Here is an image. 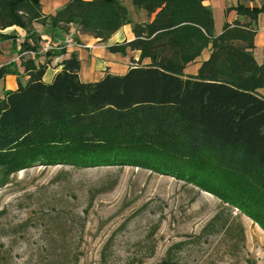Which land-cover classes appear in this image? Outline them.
<instances>
[{"label":"trees","instance_id":"1","mask_svg":"<svg viewBox=\"0 0 264 264\" xmlns=\"http://www.w3.org/2000/svg\"><path fill=\"white\" fill-rule=\"evenodd\" d=\"M41 1L0 0V31L25 32L18 54L38 55L40 38L31 27L46 23ZM129 1L153 19L133 23L132 41L106 49L139 51V59L149 64L82 83L71 54L44 84V66L27 60L26 84L0 98L4 177L37 165L137 167L194 185L236 208L264 233V49L259 65L252 56L253 24L264 4L227 9L247 21H234L212 36L211 12L202 5L207 0ZM130 23L118 0H68L49 19L53 28L65 32L76 25L101 41ZM8 39L14 37L0 33L1 41ZM203 49L209 51L207 60L194 77L183 78V68ZM13 67L2 66L0 80ZM189 131L207 134L214 146Z\"/></svg>","mask_w":264,"mask_h":264},{"label":"rangeland","instance_id":"2","mask_svg":"<svg viewBox=\"0 0 264 264\" xmlns=\"http://www.w3.org/2000/svg\"><path fill=\"white\" fill-rule=\"evenodd\" d=\"M221 1L206 7L212 36L235 16L227 9L264 4ZM118 2L127 19L143 18L128 0ZM258 17L262 27L264 12ZM69 28L78 31L71 33L74 39L93 37ZM257 54L262 59V51ZM165 115L171 119L170 111ZM189 133L214 146L207 134ZM167 258L170 264H264V233L194 185L137 167L37 165L7 178L0 169V264H158Z\"/></svg>","mask_w":264,"mask_h":264},{"label":"crops","instance_id":"3","mask_svg":"<svg viewBox=\"0 0 264 264\" xmlns=\"http://www.w3.org/2000/svg\"><path fill=\"white\" fill-rule=\"evenodd\" d=\"M67 2L68 0H43L40 2L41 14L47 17V20L43 26H40V24H35L34 31L40 38L38 43L37 57H34L30 52L18 54L19 44L25 36V32L23 30L16 27H11L4 31H0L1 34H7L14 37V39L0 40V68L9 64L14 66L12 68V74L7 75L0 80V98H3L4 92L16 90L17 84H26L28 75L24 71V63L27 60H32L35 66H44V71L41 76V82L44 84H49L52 81L54 75L61 70L63 62L66 61L71 54H74L79 62V70L77 75L79 81L82 83L97 82L104 75L121 76L127 71L128 68L132 66H146L149 64V59H139V51L126 48L124 53H110L106 49L108 46L132 41L134 39L132 34L133 23L147 24L153 19V15L147 16L144 11L135 8L131 3L132 9H135L139 15L143 13L142 16L144 19L142 18L139 21H132L129 18V21L131 22L130 24L121 26L108 39L102 42L99 39L89 36L87 37L86 35L81 34L78 39L76 37L75 39L77 41L79 40L81 44L86 46L82 49L67 48L63 50H52L47 54L41 53L39 49L45 40H60L66 32L70 30L73 31V29L69 28L64 32L60 28L51 27L49 24V19L53 17L56 12L61 10ZM209 3H211V0L204 1L202 5L208 8ZM221 3L223 4L222 1ZM243 6L253 8L256 5H252V2H248L247 4H243ZM223 9L224 7H222V10ZM239 17H237V15L232 16V21ZM258 20L259 17L257 21ZM230 23L228 25L231 27L232 24ZM256 24L258 27L254 29L255 32L253 37L252 56L255 63L259 65L262 61L261 55L257 54L254 56L253 52L257 51L258 53V51H262L263 58L264 25L261 27L259 22H256ZM38 27L41 28L38 29ZM74 33L78 35V31L74 30ZM219 33H215L214 36L218 35ZM208 56L209 51L207 49H203L199 56L192 63L186 65L182 71V77H194L197 74L200 64L206 61Z\"/></svg>","mask_w":264,"mask_h":264},{"label":"built area","instance_id":"4","mask_svg":"<svg viewBox=\"0 0 264 264\" xmlns=\"http://www.w3.org/2000/svg\"><path fill=\"white\" fill-rule=\"evenodd\" d=\"M71 27V26H69ZM68 31L66 32L62 39L60 40H54V41H49L45 40L44 43L40 46L39 51L43 54L48 53L49 51L52 50H63L67 48H73V49H82L85 48L82 44H79L74 37H72V34L74 31Z\"/></svg>","mask_w":264,"mask_h":264}]
</instances>
